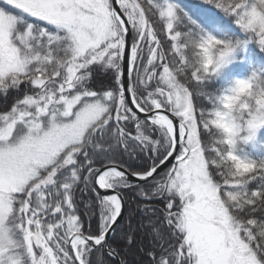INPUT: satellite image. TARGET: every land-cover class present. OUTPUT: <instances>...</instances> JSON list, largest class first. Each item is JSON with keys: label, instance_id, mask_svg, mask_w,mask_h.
I'll use <instances>...</instances> for the list:
<instances>
[{"label": "snow or ice", "instance_id": "obj_1", "mask_svg": "<svg viewBox=\"0 0 264 264\" xmlns=\"http://www.w3.org/2000/svg\"><path fill=\"white\" fill-rule=\"evenodd\" d=\"M0 264H264V0H0Z\"/></svg>", "mask_w": 264, "mask_h": 264}]
</instances>
